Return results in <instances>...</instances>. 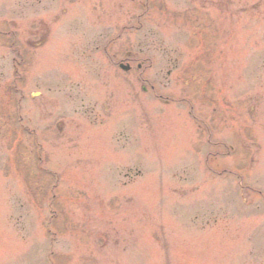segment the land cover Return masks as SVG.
<instances>
[{
    "label": "rangeland",
    "instance_id": "rangeland-1",
    "mask_svg": "<svg viewBox=\"0 0 264 264\" xmlns=\"http://www.w3.org/2000/svg\"><path fill=\"white\" fill-rule=\"evenodd\" d=\"M0 28V264H264V0H0Z\"/></svg>",
    "mask_w": 264,
    "mask_h": 264
}]
</instances>
